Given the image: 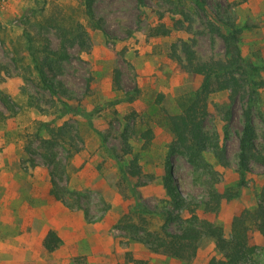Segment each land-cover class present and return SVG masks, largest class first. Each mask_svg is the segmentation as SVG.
Here are the masks:
<instances>
[{"label":"rangeland","instance_id":"1","mask_svg":"<svg viewBox=\"0 0 264 264\" xmlns=\"http://www.w3.org/2000/svg\"><path fill=\"white\" fill-rule=\"evenodd\" d=\"M239 1L96 0L91 21L80 0H10L0 14V264H73L76 258L89 264H207L218 255L214 241L205 238L196 259L185 263L128 242L118 225L134 208L130 195L136 186L142 204L154 212L144 214L150 230H160L173 210L164 186L167 160L180 194L226 233L236 214L257 207L264 173L254 162L239 199L224 201L214 214L203 205L211 187L224 190L240 180L237 155L250 100L240 98L228 121L221 110L228 92L210 99L205 131L226 146V168L211 152L199 166L190 163L173 146L167 120L182 112L183 99L202 80L173 57L174 45L195 41L201 60L224 58V42L210 24L227 33L223 22L231 21L241 30L244 58L264 63V0ZM161 17L173 30L170 36H152ZM79 34L86 36L83 48ZM178 55L184 58L180 50ZM48 56L55 73L43 65ZM115 69L122 73L121 89L114 85ZM259 93L252 114L262 144L264 90ZM63 126L66 135L53 140V130ZM149 130L150 142L144 136ZM134 158L140 180H126L124 169ZM52 171L62 186L81 194L80 205L70 208L50 195ZM50 229L63 241L53 253L43 247ZM255 239V260L264 264V239L259 233Z\"/></svg>","mask_w":264,"mask_h":264},{"label":"trees","instance_id":"2","mask_svg":"<svg viewBox=\"0 0 264 264\" xmlns=\"http://www.w3.org/2000/svg\"><path fill=\"white\" fill-rule=\"evenodd\" d=\"M96 0H80L84 14L89 20H95L94 4ZM140 3L142 0H138ZM249 0H240L246 3ZM185 19L188 15L180 12ZM180 23V22H179ZM227 33H222L220 28L210 24L211 32L218 34L224 42V58L201 60L195 50V41L186 42L173 46V57H175L182 68L191 74L201 77V84L197 91L183 99L182 112L167 116L170 131L173 135V146L184 153L190 163L199 166L204 162L203 154L211 152L217 162L223 167H229V157L226 146L220 144L219 140L208 136L205 131L206 121L210 115V99L213 95L228 92V104L221 110L228 121H230L236 102L242 98L250 100L248 107L243 112V127L239 140L238 173L240 180L235 187L219 190L210 188L208 200L203 203L204 211L210 214L217 213L224 201L239 199L243 189L247 186V175L252 172V163H257L264 173V138L259 144V136L253 122L254 101L259 99V91L264 90V63L255 64L242 55L240 48L241 30L231 21L223 22ZM101 27L100 24H98ZM173 30L166 26L160 18V23L152 30V36L167 37ZM77 41L81 47H85L86 36L79 34ZM44 50L49 51V43ZM180 50L184 58L178 55ZM63 56L60 57L62 61ZM44 67L55 73V63L47 57L43 62ZM43 80L47 83L42 72ZM113 80L116 88L121 89L122 73L115 69ZM4 103L8 100L4 98ZM65 127L56 128L52 132V139L59 140L66 135ZM144 136L147 141L152 139V131H147ZM124 146H128V139L123 138ZM131 153L130 150H126ZM172 161L166 163L169 170L164 176V186L169 195L173 210H168L164 217V223L160 230L152 231L149 228L150 220L144 214H153L142 204V194L138 187L132 186L131 197L135 205L132 211L124 215L118 227L127 234L128 242H139L146 245L155 254L170 257L185 263H192L199 251L200 244L205 238L214 241L217 256L210 259L207 264H258L255 256L258 255L259 246L255 234L264 239V189L259 193L258 205L255 209H245L236 214L231 222V230L226 233L222 226L216 225L209 218H202L197 214L198 206L193 200L185 198L173 185L174 181L170 173ZM124 178H136L140 180L141 168L136 158L130 161L127 170L124 169ZM52 181L49 193L57 201L74 208L80 205L81 194L69 191L57 180V172L52 171ZM69 201H73L70 203ZM74 203H77L74 204ZM187 215V217H185ZM88 214L86 212V218ZM88 219V218H87ZM177 225L174 228V225ZM58 233L50 229L44 237L43 247L48 253H53L62 244ZM126 247L127 244H124ZM73 264H89L84 258H76Z\"/></svg>","mask_w":264,"mask_h":264},{"label":"built area","instance_id":"3","mask_svg":"<svg viewBox=\"0 0 264 264\" xmlns=\"http://www.w3.org/2000/svg\"><path fill=\"white\" fill-rule=\"evenodd\" d=\"M9 2L10 0H0V14L6 10Z\"/></svg>","mask_w":264,"mask_h":264},{"label":"crops","instance_id":"4","mask_svg":"<svg viewBox=\"0 0 264 264\" xmlns=\"http://www.w3.org/2000/svg\"><path fill=\"white\" fill-rule=\"evenodd\" d=\"M48 231H49V230H48ZM48 231H47V232H48ZM46 234H47V233H46Z\"/></svg>","mask_w":264,"mask_h":264}]
</instances>
